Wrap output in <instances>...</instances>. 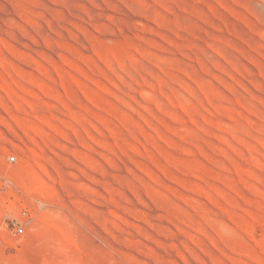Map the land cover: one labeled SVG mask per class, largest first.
<instances>
[{"label":"rangeland","instance_id":"obj_1","mask_svg":"<svg viewBox=\"0 0 264 264\" xmlns=\"http://www.w3.org/2000/svg\"><path fill=\"white\" fill-rule=\"evenodd\" d=\"M0 264H264V0H0Z\"/></svg>","mask_w":264,"mask_h":264},{"label":"built area","instance_id":"obj_2","mask_svg":"<svg viewBox=\"0 0 264 264\" xmlns=\"http://www.w3.org/2000/svg\"><path fill=\"white\" fill-rule=\"evenodd\" d=\"M10 160H15L16 159V156L15 155H12L9 157ZM16 231L19 232V233H22L24 231V228L22 225H19L16 227Z\"/></svg>","mask_w":264,"mask_h":264}]
</instances>
